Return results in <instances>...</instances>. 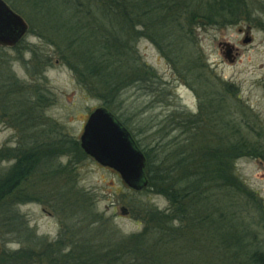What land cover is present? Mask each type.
I'll return each mask as SVG.
<instances>
[{"label": "rangeland", "instance_id": "1", "mask_svg": "<svg viewBox=\"0 0 264 264\" xmlns=\"http://www.w3.org/2000/svg\"><path fill=\"white\" fill-rule=\"evenodd\" d=\"M4 1L26 21L28 30L14 47H0V85L12 91L6 98H0V150L14 147L23 136L19 127L23 125L21 117L26 109L32 110L34 117L40 114L27 131L33 127L48 131L54 125L78 141L88 114L99 106L105 107L102 100L96 91L82 86L59 49L47 42L41 23L33 17L34 8H29L25 0ZM245 1L249 20L242 16L240 22L227 26L193 23L192 33L182 43L190 68H198L196 71L200 73L195 80L182 68V59L174 57L173 51L170 54L167 47H158L157 43L163 45L162 41L137 37L135 48L140 60L155 77L146 86L137 82L124 87L111 109L106 108L141 150L159 149L167 142L172 147L180 141L187 142L191 155L194 146L204 144L203 128L191 141L195 129L206 121L208 102H203L201 111L199 104L211 98L215 89L220 91L225 86L220 82L233 85V93L223 95V112L232 110L243 129L248 121L264 126V0ZM245 37L250 41L244 43ZM93 43V36L89 44L79 41L83 46L91 47ZM223 43L237 50L233 62L224 57ZM32 50L42 58L43 65L33 59ZM7 75L15 79L6 80ZM216 94L214 97H219ZM199 112L195 127L188 120ZM173 138L176 140L171 142ZM261 143L264 146V137ZM169 160L173 162L170 157ZM12 164V160L0 161V173H5ZM235 168L242 181L264 202V163L244 157L236 161ZM44 169L50 172L31 175L28 184L43 195L38 200L13 205L0 217L4 219L0 220V264H49L47 260L63 264L68 259H78L79 264H119L118 255L126 252L118 246L122 240L137 234L149 235L156 225L155 221H145L143 205L160 211L169 207L164 196L145 188L130 189L115 170L101 166L85 153H66ZM63 194L66 197L62 198ZM70 202L76 208L67 210L62 203ZM10 215H16L15 220ZM206 227L204 237H198L194 243L181 242L167 248L168 253L178 251L174 255L183 256L177 264H235L220 255V243L212 238V228ZM259 240L264 246L262 234ZM26 246L32 257L22 255L8 261V252ZM130 248L131 245L127 246Z\"/></svg>", "mask_w": 264, "mask_h": 264}, {"label": "trees", "instance_id": "2", "mask_svg": "<svg viewBox=\"0 0 264 264\" xmlns=\"http://www.w3.org/2000/svg\"><path fill=\"white\" fill-rule=\"evenodd\" d=\"M25 2L29 8H34L31 10L35 14L33 17L41 23L47 42L59 49L61 57L77 74L82 86L96 91L109 110L124 87L137 82L146 86L155 77V73L140 60L135 48L137 37L162 41L163 45L158 42V47H167L170 54L173 51L174 57L182 59V68L189 71L195 80L200 73L196 71L198 68H190L182 43L192 33L193 23L227 26L240 22L242 16L250 19L245 0ZM90 36L94 37L91 47L80 45L82 42L89 44ZM32 54L33 59L43 65L44 61L34 50ZM5 79L15 78L7 75ZM220 83L225 85L220 87V91L215 89L211 98L200 101V111L203 102H208L204 124H197L200 112L188 120L198 126L191 141L201 133L199 128L204 130L205 143H198L194 151L191 148L192 154L196 152L191 154L193 157L189 154L187 142L180 141L172 147L167 142L159 149L150 147L142 150L146 159L145 189L164 196L169 207L160 211L153 206L149 209L148 204L143 205L142 211L147 216L145 221H155L156 225L149 235L137 234L122 240V245L118 246L125 248L126 252L118 255L119 264H177V260L184 259L183 256H175L180 253L178 251L168 253L167 248L181 242L191 244L198 237L203 238L206 226L212 228V238L220 243L218 248L225 261L264 264V246L259 240L261 234L264 236V202L242 181L235 168L236 161L244 157L264 163V146L261 143L264 126L248 121L247 130L243 129L232 110L223 112V95L233 93V85ZM10 93L12 91L6 85H0V98H6ZM202 93L201 96L204 95ZM215 94L220 98H215ZM39 117L40 114L34 117L32 110H24L21 117L23 125L19 127L23 136L14 147L0 150V161H13L5 173H0V217L5 216L15 204L40 198L41 193L28 185L31 175L49 173L44 168L50 167L54 160L66 153H84L76 139L67 137L54 125L48 131L36 127L27 131L34 118ZM169 157L173 159L172 163ZM73 203L76 204L75 201ZM70 204L62 203L67 210L76 208ZM15 216L9 217L15 220ZM9 222L12 223L11 220ZM174 223H178L175 228L172 227ZM129 245L132 248L127 249ZM29 253L28 246L10 251L7 253L8 261L13 262L22 255L32 257ZM47 262L57 264L58 261ZM79 263L78 259L63 260V264Z\"/></svg>", "mask_w": 264, "mask_h": 264}, {"label": "water", "instance_id": "3", "mask_svg": "<svg viewBox=\"0 0 264 264\" xmlns=\"http://www.w3.org/2000/svg\"><path fill=\"white\" fill-rule=\"evenodd\" d=\"M27 30L26 21L0 0V47H14ZM249 41V37L243 40L244 43ZM222 46L224 57L233 62L234 46L229 43ZM79 146L101 166L115 170L130 189L140 190L147 185L143 152L129 131L105 107L99 106L88 114L79 136Z\"/></svg>", "mask_w": 264, "mask_h": 264}, {"label": "flooded vegetation", "instance_id": "4", "mask_svg": "<svg viewBox=\"0 0 264 264\" xmlns=\"http://www.w3.org/2000/svg\"><path fill=\"white\" fill-rule=\"evenodd\" d=\"M232 55H234V57H236V55H237V50L233 49V51H232Z\"/></svg>", "mask_w": 264, "mask_h": 264}]
</instances>
